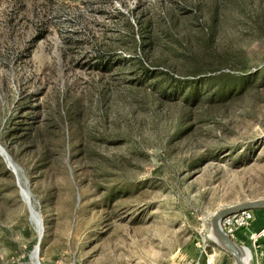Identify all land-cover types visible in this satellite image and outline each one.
<instances>
[{"label":"rangeland","instance_id":"obj_1","mask_svg":"<svg viewBox=\"0 0 264 264\" xmlns=\"http://www.w3.org/2000/svg\"><path fill=\"white\" fill-rule=\"evenodd\" d=\"M255 199L264 0H0V264H234Z\"/></svg>","mask_w":264,"mask_h":264},{"label":"built area","instance_id":"obj_2","mask_svg":"<svg viewBox=\"0 0 264 264\" xmlns=\"http://www.w3.org/2000/svg\"><path fill=\"white\" fill-rule=\"evenodd\" d=\"M254 220L253 210H243L221 219L220 227L226 235L234 239L240 231H249ZM249 247H244L250 252L249 264H264V224L257 231L248 234ZM217 245V243L213 240Z\"/></svg>","mask_w":264,"mask_h":264},{"label":"water","instance_id":"obj_3","mask_svg":"<svg viewBox=\"0 0 264 264\" xmlns=\"http://www.w3.org/2000/svg\"><path fill=\"white\" fill-rule=\"evenodd\" d=\"M29 204V201H28ZM264 208V199H255L239 202L237 204L225 206L214 213L211 218V233L214 235V241L219 247L227 252L234 260V264H249L242 260V250L244 247L237 241L224 233L220 227V221L224 217L243 210H254Z\"/></svg>","mask_w":264,"mask_h":264},{"label":"crops","instance_id":"obj_4","mask_svg":"<svg viewBox=\"0 0 264 264\" xmlns=\"http://www.w3.org/2000/svg\"><path fill=\"white\" fill-rule=\"evenodd\" d=\"M253 214H254V220L251 224L250 230L249 231H240L234 237V240L237 241L239 244H241L244 247L250 246L249 240H248L249 232L257 231L258 229L261 228L262 224H264V208L254 209Z\"/></svg>","mask_w":264,"mask_h":264},{"label":"bare ground","instance_id":"obj_5","mask_svg":"<svg viewBox=\"0 0 264 264\" xmlns=\"http://www.w3.org/2000/svg\"><path fill=\"white\" fill-rule=\"evenodd\" d=\"M1 153L3 154V156H5V157L7 158V155L5 154V152H4L3 150H1ZM7 160H8V158H7ZM8 161H9V160H8ZM12 167H13V166H12ZM22 197H23V199L25 200V202L28 201L27 194H26V192H25L24 190L22 191ZM30 210H31V209H30ZM31 212H32V211H31ZM32 213H34V212H32ZM32 217H33L34 220H35L37 233H38V235L40 236L42 230H41V225H40V222H39L38 216H37L36 214H32ZM211 234H212V233H211ZM211 237L214 239V235H213V234L211 235ZM213 239H212V240H213ZM36 251H37V250H35L34 253H33L34 256H36ZM249 257H250V252L248 251V249L244 248V249L242 250V260H243L244 262H245V261L247 262V260L249 259Z\"/></svg>","mask_w":264,"mask_h":264}]
</instances>
